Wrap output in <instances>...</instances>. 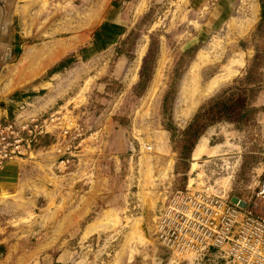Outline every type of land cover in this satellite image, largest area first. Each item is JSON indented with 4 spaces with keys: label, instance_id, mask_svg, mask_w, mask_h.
<instances>
[{
    "label": "rangeland",
    "instance_id": "1",
    "mask_svg": "<svg viewBox=\"0 0 264 264\" xmlns=\"http://www.w3.org/2000/svg\"><path fill=\"white\" fill-rule=\"evenodd\" d=\"M229 1L222 17L216 0H0V122L82 127L54 121L15 158L0 264H236L154 233L165 193L185 187L264 215V119L249 104L264 88V0ZM231 57L243 64L215 79Z\"/></svg>",
    "mask_w": 264,
    "mask_h": 264
},
{
    "label": "built area",
    "instance_id": "2",
    "mask_svg": "<svg viewBox=\"0 0 264 264\" xmlns=\"http://www.w3.org/2000/svg\"><path fill=\"white\" fill-rule=\"evenodd\" d=\"M33 118L19 126L0 122V165L32 150L31 144L47 132V125L61 127L63 135L74 126V138L81 135L78 123L66 124L57 116L48 124ZM53 125V124H52ZM57 143V142H56ZM79 140L66 149H76ZM55 144V143H54ZM62 153V145L57 144ZM70 150V151H72ZM58 155V167L70 164V153ZM255 194L264 197V167ZM154 233L160 245L172 251L198 252L216 248L236 264H264V215L233 202L229 195L189 187L167 191L158 209Z\"/></svg>",
    "mask_w": 264,
    "mask_h": 264
},
{
    "label": "crops",
    "instance_id": "3",
    "mask_svg": "<svg viewBox=\"0 0 264 264\" xmlns=\"http://www.w3.org/2000/svg\"><path fill=\"white\" fill-rule=\"evenodd\" d=\"M229 4H230L229 0H216L215 6H216L218 14L221 13V16L223 17L224 13L228 12ZM249 104L251 106L257 107L255 108V111H257L256 112L257 116L259 118L263 117L264 119V88L259 90V92H257V94L253 96ZM15 164L18 165L16 159H10L6 162V164L2 167V169H0V172H3V173H0L2 174L1 177L3 178L0 180V185L7 186L9 183L13 182L14 178H18L20 171H19V167L16 166ZM90 203L92 202L90 201Z\"/></svg>",
    "mask_w": 264,
    "mask_h": 264
},
{
    "label": "bare ground",
    "instance_id": "4",
    "mask_svg": "<svg viewBox=\"0 0 264 264\" xmlns=\"http://www.w3.org/2000/svg\"><path fill=\"white\" fill-rule=\"evenodd\" d=\"M240 63V64H243L242 63V59H241V57L239 58V57H231L230 58V60L228 61V63L225 65L226 67L224 68V70L222 71V72H220L218 75H217V77L215 78V79H218V78H222V77H224V76H230L232 73L234 74V72L237 70V67L236 66H234V64L233 63ZM185 88H187V82H186V85H184V87H183V90L185 89ZM205 142H206V139L203 137V139L200 141V143L198 144V146L196 145V152L194 153V157L195 156H197V155H201V154H199V153H202V152H200L202 149H203V147L206 149V146H204V144H205ZM203 151H205L204 149H203ZM16 157H13L12 159H15ZM104 211H107V209H105ZM103 211V212H104ZM109 212H107V214H108ZM108 216V215H107ZM141 219V218H140ZM142 222V221H141ZM139 219L138 218H135V219H132L128 224H127V227H128V230H127V236L128 235H135V234H137V232L139 231ZM140 227H141V225H140ZM143 232V231H142ZM139 237V236H138ZM142 237H143V235H142ZM133 238H134V236H133ZM145 238V237H144ZM134 240V239H133ZM138 241V240H137ZM141 244H142V242H141Z\"/></svg>",
    "mask_w": 264,
    "mask_h": 264
},
{
    "label": "water",
    "instance_id": "5",
    "mask_svg": "<svg viewBox=\"0 0 264 264\" xmlns=\"http://www.w3.org/2000/svg\"><path fill=\"white\" fill-rule=\"evenodd\" d=\"M230 199L233 202H237L242 207H245L246 206V203L247 202L244 199H242L239 196H237V195H231Z\"/></svg>",
    "mask_w": 264,
    "mask_h": 264
}]
</instances>
